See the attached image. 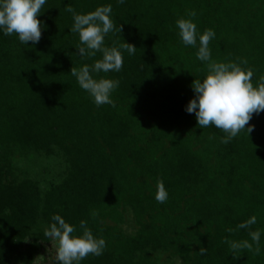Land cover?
Segmentation results:
<instances>
[{
    "label": "trees",
    "instance_id": "obj_1",
    "mask_svg": "<svg viewBox=\"0 0 264 264\" xmlns=\"http://www.w3.org/2000/svg\"><path fill=\"white\" fill-rule=\"evenodd\" d=\"M107 4L117 30L105 46L137 49H121L120 72L99 74L120 84L115 106H97L70 69L102 54H77L82 45L65 9ZM189 10L198 32L216 33L212 59L246 60L241 67L257 85L264 0H47L38 44L0 33V264H57L49 252L56 243L44 234L54 214L77 235L87 221L106 241L102 255L80 264H264V111L252 115L251 133L227 144L222 130L200 128L185 111L192 81L207 72L175 25ZM49 163L52 180L42 184L37 171ZM158 180L169 194L164 203L154 198ZM253 215L250 228L237 227ZM256 229L258 255L226 242H251Z\"/></svg>",
    "mask_w": 264,
    "mask_h": 264
},
{
    "label": "clouds",
    "instance_id": "obj_2",
    "mask_svg": "<svg viewBox=\"0 0 264 264\" xmlns=\"http://www.w3.org/2000/svg\"><path fill=\"white\" fill-rule=\"evenodd\" d=\"M46 2L47 0H0V33L5 36L15 34L21 45L29 42L32 45L38 44L43 23L37 16ZM117 2L122 4L125 0ZM65 10L72 15L73 24L70 30L78 34L82 45L76 49L77 54L81 57L95 56L97 52L102 54L92 65L85 64L79 69L72 67L71 74L97 106L103 104L115 106L111 95L119 87L120 81L97 77L100 73L120 72L124 63L121 49L133 55L137 48L125 41L120 48L105 46V36L117 30L112 19L111 4L98 6L87 13H78L70 5ZM196 15L195 10H189L186 17H180L175 21L183 45L196 48V59L207 66L203 79H195L191 83L194 97L186 104L185 111L194 114L196 124L200 128L212 125L222 130L225 136L220 138V142L227 144L242 130L246 131L247 135L254 130L249 121L254 113L264 111V77H260L254 86L253 70L241 67L242 64H247L246 60L239 63L213 60L209 43L215 38L216 33L213 29L198 32L194 22ZM168 196L164 182L158 180L155 200L164 203ZM256 222V216L253 215L237 227L248 229ZM79 227L82 232L77 235L74 225L66 222L59 214L52 215L44 234L56 243L57 264H80L90 254L93 256L103 254L107 246L104 238L94 236L85 220L80 221ZM248 235L251 242L248 240L238 243L226 242L233 250L247 249L253 254H260L262 230L249 231ZM200 251L202 255L205 252L204 249Z\"/></svg>",
    "mask_w": 264,
    "mask_h": 264
},
{
    "label": "rangeland",
    "instance_id": "obj_3",
    "mask_svg": "<svg viewBox=\"0 0 264 264\" xmlns=\"http://www.w3.org/2000/svg\"><path fill=\"white\" fill-rule=\"evenodd\" d=\"M54 165H53V163L51 164V163H49V165L48 166H44V167H42V169L41 170H38L37 172H38V174H40L39 175V181L42 183V184H45V182L48 180V181H51L52 180V177H50L51 175H50V172L53 170V167ZM53 251H56V247H53V248H51L50 250H49V252L52 254L53 253ZM47 254H49L48 252H47Z\"/></svg>",
    "mask_w": 264,
    "mask_h": 264
}]
</instances>
